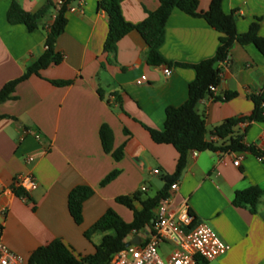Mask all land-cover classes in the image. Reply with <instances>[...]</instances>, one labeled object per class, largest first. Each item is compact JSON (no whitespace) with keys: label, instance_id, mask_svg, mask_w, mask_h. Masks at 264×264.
<instances>
[{"label":"crops","instance_id":"0c3cea01","mask_svg":"<svg viewBox=\"0 0 264 264\" xmlns=\"http://www.w3.org/2000/svg\"><path fill=\"white\" fill-rule=\"evenodd\" d=\"M16 1L29 12L47 2L50 7L37 28L28 31L24 24L7 21L11 0H0V89L44 52L47 27L60 0ZM209 1L198 0V10L205 11ZM158 4L159 0H122L120 8L127 22L137 24ZM70 5L74 10H67V23L54 46L63 54L62 61L18 82L11 98L0 102V183L10 187L17 176H30L35 183L31 189L20 185L0 196V205L7 208L0 214L2 240L24 258L55 238L75 255L93 253V237L89 241L83 232L108 208L124 221L132 220V211L116 202V196L139 192L144 199L167 185L163 177L174 173L177 151L170 144L154 142L144 125L163 128L165 108L186 100L188 84L195 77L192 67L180 64L209 58L218 45L219 32L203 18L174 9L158 48L170 63L171 73L166 76L160 66L147 64V47L135 30L117 42L114 53L103 50L108 17L99 8V0H76ZM222 8L226 13L234 11L239 33L259 17L258 34L264 37V0H223ZM142 75L145 79L137 84ZM58 80L71 82H52ZM226 92L236 95L223 100ZM214 95L220 99L197 105L208 131L227 118L252 113L251 97H264V56L253 44H233ZM103 123L112 132V150L122 152L118 160L102 148L99 128ZM235 129L244 131V144L264 150V117L246 128L239 123ZM237 155L242 158L234 165ZM153 169L160 174H153ZM112 171L116 175L102 185ZM176 180L179 185L170 193L171 205L187 204L196 220L209 224L229 245L224 255L199 263L264 264V162L251 152L204 150L193 155L189 151ZM81 184L90 186L93 193L83 202V220L76 224L68 211L67 195ZM250 185L262 189L255 213L232 203L235 192ZM134 205L140 208L139 202ZM147 233L148 228L130 233L125 242L135 235L144 240ZM163 244L168 251L170 244Z\"/></svg>","mask_w":264,"mask_h":264},{"label":"trees","instance_id":"16d2710c","mask_svg":"<svg viewBox=\"0 0 264 264\" xmlns=\"http://www.w3.org/2000/svg\"><path fill=\"white\" fill-rule=\"evenodd\" d=\"M76 0H60L57 14L47 27L44 52L30 65L24 73L8 82L0 89V102L12 96L16 84L31 74H38L41 69L51 64H59L63 54L55 51L54 46L57 36L64 31L67 23L66 12L68 6ZM122 0H99V8L106 12L108 17V32L103 44V50L112 54L116 50L117 42L130 31L135 30L144 41L146 50V62L152 66L167 65L165 59L159 53V46L164 40L165 24L174 9H178L193 17L203 18L211 27L219 32L218 45L213 56L200 60L194 64H180L189 66L195 70L194 79L188 84L187 98L178 106H167L165 108V119L162 129L144 125L151 139L156 143L172 145L177 151L175 171L171 176H164L166 184L153 197L140 198V193L116 196V202L126 206L132 211V220L124 221L112 208H108L104 214L83 232L84 237L91 241L95 232H101L102 236L97 244H93L94 252L86 255H75L72 249L61 239L52 241L35 248L26 257V264H108L111 255L121 249L126 237L132 232H145L152 225V210L158 201L167 195L169 185L182 173L187 154L194 150L197 152L228 151V152H251L264 162V150L252 144H244V131L235 127L243 121H262L264 110V97L262 95L252 96L254 107L248 116L231 117L211 130H207L204 115L199 113L197 105L201 98L213 96V100L220 99L210 90L211 86L220 84L219 72L221 63L229 56L234 43L245 45L253 44L264 56V37L258 34L260 18L252 21L245 32L239 33L236 29V16L234 11L226 13L222 8L223 0H210L205 11L198 10V0H159L157 8L146 14L145 18L137 24L127 22L120 8ZM50 3L47 2L36 12L24 10L16 0L11 3L6 12V19L10 24H24L28 31L37 28L40 19L48 12ZM56 85L69 84L70 80L52 81ZM235 92H226L223 100L235 96ZM115 101L119 98L114 95ZM208 136H216L222 140L217 144L215 140H209ZM99 137L103 150L111 153L118 160L121 150H112L113 135L106 124H101ZM116 175L115 171L107 174L101 184L104 185ZM15 193L19 192L15 190ZM93 193V189L81 184L73 187L67 195V207L69 214L76 224L83 220L82 205ZM262 193L261 187L250 185L245 189L235 192L232 203L236 206H247L252 213L256 212L259 198ZM139 202L140 208L134 203ZM199 264H206L201 262Z\"/></svg>","mask_w":264,"mask_h":264},{"label":"built area","instance_id":"2783aa9c","mask_svg":"<svg viewBox=\"0 0 264 264\" xmlns=\"http://www.w3.org/2000/svg\"><path fill=\"white\" fill-rule=\"evenodd\" d=\"M59 6L60 1L53 11L52 19L57 14ZM68 10H74V8L69 5ZM226 63L227 59L221 63L220 82L224 77ZM160 67L166 76L171 73L169 66L160 65ZM144 79L145 76L142 75L136 80V83L139 84ZM216 87H210L213 94ZM206 100H213V96H205L199 102H205ZM262 115L264 117V110ZM240 124L242 128H246L249 122L243 121ZM216 138V136L208 137L209 140H215ZM261 138L264 139V130L261 132ZM191 151L193 155L196 154V151ZM241 158L242 155H237L233 160L234 165H239ZM152 173L160 174V171L159 169H153ZM20 185H23L26 189H31L35 183L30 176L24 178L17 176L10 187L0 183V196L9 193L13 187ZM178 185L177 180L173 181L168 187L167 195L161 198L153 208L152 225L148 228L145 239L140 240L138 243L126 241L121 249L111 255L108 264H199V260L207 262L227 252L229 245L220 239L209 224L205 221L196 220L187 204L178 207L171 205L170 193L176 191ZM145 189V186H140L141 191ZM6 211L7 208L0 205V214H5ZM1 231L0 226V264H26V258L12 251L3 242ZM166 242L171 247L166 251V257H163L159 251V246Z\"/></svg>","mask_w":264,"mask_h":264},{"label":"rangeland","instance_id":"374dc122","mask_svg":"<svg viewBox=\"0 0 264 264\" xmlns=\"http://www.w3.org/2000/svg\"><path fill=\"white\" fill-rule=\"evenodd\" d=\"M126 210H128V208L126 207ZM129 212V211H128ZM130 213V212H129ZM101 236H102V233L101 232H95L92 237H93V242L95 244H97L100 239H101ZM168 249V246L165 245V244H161L160 247H159V251L161 254H163L166 250Z\"/></svg>","mask_w":264,"mask_h":264},{"label":"water","instance_id":"95a60500","mask_svg":"<svg viewBox=\"0 0 264 264\" xmlns=\"http://www.w3.org/2000/svg\"><path fill=\"white\" fill-rule=\"evenodd\" d=\"M131 242H133V243H138V242H139V236H138V235H135V236L131 239Z\"/></svg>","mask_w":264,"mask_h":264}]
</instances>
